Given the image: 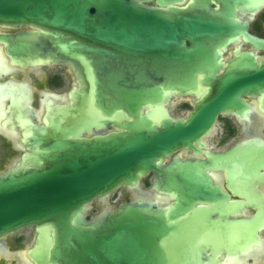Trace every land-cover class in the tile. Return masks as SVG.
<instances>
[{
    "label": "water",
    "instance_id": "obj_1",
    "mask_svg": "<svg viewBox=\"0 0 264 264\" xmlns=\"http://www.w3.org/2000/svg\"><path fill=\"white\" fill-rule=\"evenodd\" d=\"M146 1L0 0L1 26L31 29L0 36L7 54L22 68L69 67L75 77L68 91L69 109L77 111L63 112L65 105L55 104L58 115L49 122L47 132L32 129V122L23 118L22 100H10L7 105L11 116L20 117V121L11 117L13 122L30 125L29 144L34 148L0 174V255H7L8 262L15 253L7 246L6 237L28 227H33V239L23 254L34 264H213L202 255L200 235L216 246H225L223 230L203 217L205 210L199 211L202 224L190 230L187 248H179V252L195 254L192 261L177 257L175 242L165 246L153 239L165 235L162 226L170 227L164 225L162 217L152 214L149 206L153 202L124 200L114 211L85 218L92 200L109 204L110 193L120 187L138 188L140 177L150 169L156 173L154 187L178 193V181L184 185L172 203L174 207L182 206L185 211L197 201L222 199L209 191L203 164L191 162V170L187 163L184 170L175 163L160 166L161 157L182 145L191 146L203 133L186 130L161 104L173 93L198 88L190 78L196 75L191 67L183 66L179 74L170 63H176L181 54L199 53L203 46L226 43V37L216 32L245 27L233 20L235 6L236 2L248 5L250 0H221L220 13L226 14L221 19L198 15L214 12L209 0H196L184 7L174 5L176 0H158L156 5ZM184 39L192 46L185 47ZM248 40L264 48V39L251 36ZM164 59L168 67H156ZM253 74L263 78L264 86V65ZM231 85L221 81L215 93L223 96L240 86ZM62 95L57 98L62 99ZM147 106H152L150 112L143 115ZM25 108L31 110L32 106L26 103ZM211 108L209 117L216 112ZM97 109L104 116L117 114L114 123L124 130L92 141L77 139L85 126L98 124ZM201 110L195 114L200 116ZM157 121L161 130L155 126ZM42 143L45 146L40 153ZM170 215L176 216L174 211ZM247 228L253 229L250 224Z\"/></svg>",
    "mask_w": 264,
    "mask_h": 264
},
{
    "label": "flooded vegetation",
    "instance_id": "obj_2",
    "mask_svg": "<svg viewBox=\"0 0 264 264\" xmlns=\"http://www.w3.org/2000/svg\"><path fill=\"white\" fill-rule=\"evenodd\" d=\"M156 1L158 0H148L145 3L156 5ZM190 2L194 3L196 0L173 1L174 5L180 7ZM249 2L248 5L236 2L233 18L239 24H245V27H230L216 32V35L226 37L224 40L226 43L203 46L204 50L201 48L199 53L192 51L191 55L185 57L181 54L176 63H170V67L178 69L179 74L183 73V66L191 67L193 74L196 75L190 78L197 83L198 88L189 93H173L169 100L161 104L168 116L183 123L186 130L203 133L198 136V140H192L191 146L182 145L161 157L160 166L165 168L175 163L179 170H184L186 166L191 170L192 167L189 165L191 162L203 164L202 173L210 182L209 191L215 196L217 194L222 196V199L212 197L197 201L185 211L182 206L174 207L172 203L184 189V185L178 181V193L168 191L163 186L154 187L156 173L150 169L140 177L138 188L120 187L110 193L108 202L119 192L124 195V199L114 204H105L99 199L92 200L85 214L87 220H91L104 210L114 211L124 200L134 201L142 198L153 202L154 204L149 206L152 214L159 215L164 219L166 223L164 225L170 226H162L161 232L165 235L153 239L165 246L175 242L177 257L180 260L192 261L191 258L195 254L179 252V248H187L190 230L197 229L202 224V220H199L202 217L199 211L205 210L206 214L203 217L207 216L211 224L217 223V228L223 230L225 246H216L200 235L199 248L203 251L204 258L213 264H264V86L263 78L253 74L255 69H260L264 65V48L248 40L251 36L264 39V0ZM209 4L214 12L198 13L200 17L205 19L225 17L226 14L220 13L221 0H209ZM22 31L31 29L7 28L0 25V36L14 35ZM184 42L185 47L192 46L189 40L184 39ZM6 48L5 41L1 39L0 174L21 162L24 154L34 150L29 144L32 133L27 128H30V125H25V119L23 125L13 122L11 117L14 116H10L11 109H7L10 100H22L19 103L23 106V118L32 122V129L38 127L47 132L51 129L49 122L58 115L54 108L55 104L65 105L66 109L63 112L77 113L69 109L71 98L68 91L75 84V77L69 67L54 64L42 65L39 68H22L14 64ZM158 63L156 67L163 69L168 67L165 59ZM244 69L248 71L245 72ZM213 70L214 76H210ZM178 79L182 80V76ZM221 81L231 83V88L237 84L240 86L235 87L233 92L218 95L215 93V86ZM59 94H63L62 99L57 98ZM28 95L31 96L30 101L27 100ZM26 103L31 104V110L25 108ZM151 107H144L142 114H148ZM202 108L204 111L200 116L196 115L195 112ZM210 108L211 111H216L212 117H209ZM158 111L160 114V109ZM97 113L98 124L85 126L76 135L77 139L92 141L96 137L103 138L124 130L114 123L118 120L117 114L104 116L100 109H97ZM191 118L195 120L189 122ZM155 126L158 130L162 129L159 122ZM87 129L91 132L89 133ZM40 146L38 149L42 153L45 145L42 143ZM186 163L187 165L183 166ZM185 187L189 190L191 185L185 184ZM173 211L176 216L170 215ZM161 224L163 225V222ZM248 224L253 229L248 230ZM233 227H237L238 233L235 231L233 233ZM27 229H30L31 236L26 246L22 244L23 235L20 231ZM14 234L16 246L12 249L8 238ZM32 239L33 227L10 234L5 240L10 251L15 253L14 257L8 262L7 255L1 254L0 261L5 264H34L26 254H23Z\"/></svg>",
    "mask_w": 264,
    "mask_h": 264
},
{
    "label": "rangeland",
    "instance_id": "obj_3",
    "mask_svg": "<svg viewBox=\"0 0 264 264\" xmlns=\"http://www.w3.org/2000/svg\"><path fill=\"white\" fill-rule=\"evenodd\" d=\"M62 103H59V104H56V105H61ZM10 116H11V111H10ZM14 118H17V120L20 121V117H14ZM124 199V195L121 194V192H119L117 194V196L114 198V197H111L110 200H109V204H114L116 203L118 200H122ZM20 233L23 235V241H22V244H25L27 246V242H29L28 240L30 239V229H27V230H21ZM14 235H12L11 237L8 238V243L11 244V248L14 249V247L16 246L15 243H14ZM0 264H5L3 261H0Z\"/></svg>",
    "mask_w": 264,
    "mask_h": 264
}]
</instances>
